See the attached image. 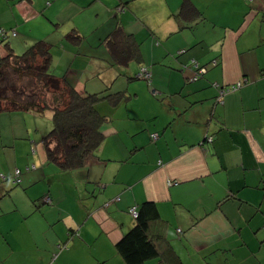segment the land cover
<instances>
[{"label":"crops","instance_id":"1","mask_svg":"<svg viewBox=\"0 0 264 264\" xmlns=\"http://www.w3.org/2000/svg\"><path fill=\"white\" fill-rule=\"evenodd\" d=\"M192 1L204 20L180 29L183 0H46L48 8L43 0H0V27L17 32L6 41L13 50L47 40L53 73L62 65L80 93L131 96L116 108L100 104L104 141L86 166L53 168L33 149L35 169L28 161L7 167L10 177L21 171L18 183L11 180L21 186L9 193L0 184V264H30L23 258L30 247L33 264H126L116 244L135 223L130 210L144 202L168 222L166 236L184 264H264V0ZM64 12L74 21L62 31ZM118 21L142 55L126 71L101 44ZM73 29L86 37L82 44L67 40ZM6 53L0 47V58ZM192 61L209 66L198 81ZM142 67L150 82L136 77ZM239 82L218 100L221 87ZM45 197L52 204L41 210ZM26 201L31 210L17 213ZM31 215L42 235L15 229Z\"/></svg>","mask_w":264,"mask_h":264},{"label":"trees","instance_id":"2","mask_svg":"<svg viewBox=\"0 0 264 264\" xmlns=\"http://www.w3.org/2000/svg\"><path fill=\"white\" fill-rule=\"evenodd\" d=\"M176 18L183 23L180 29H185L204 20V15L192 0H183ZM7 31L17 36L15 30ZM67 39L80 45L86 37L73 29ZM101 44L115 66L128 67L133 61L142 62L140 44L119 21ZM5 47L7 53L0 58V113L22 111L45 115L50 112L53 128L42 140L47 161L65 171L86 166L104 141L103 126L108 116L100 112V104L108 103L116 108L131 96L125 91L110 93L109 89L80 93L64 75L53 73L52 44L47 40L35 41L22 54H16L8 43ZM217 64L215 60L210 65ZM200 67L207 71L209 68L208 65ZM167 226L155 203H142L133 227L116 244L125 263L144 264L158 258L160 264H184L166 236ZM75 232L69 233L70 238Z\"/></svg>","mask_w":264,"mask_h":264},{"label":"rangeland","instance_id":"3","mask_svg":"<svg viewBox=\"0 0 264 264\" xmlns=\"http://www.w3.org/2000/svg\"><path fill=\"white\" fill-rule=\"evenodd\" d=\"M43 1H44V8H48V6L46 5V2H45L46 0H43ZM69 10L71 12V9H69ZM95 11H100V15H101L102 19L107 18L106 12L101 7H99ZM75 12L76 11L73 8L72 13L74 14ZM60 17L63 21H66V25L61 27L62 31L69 28L70 22L74 21L73 19L68 20L69 19V13H67V12L62 13V15H60ZM102 29L104 30V27ZM42 30H41V32H42ZM101 32H102V30H101ZM65 38H66V36H65ZM70 42H72V41H70ZM31 44L32 43H28L26 45V48L29 47ZM5 45H6V42L4 41L0 45V47H2L3 49H6ZM25 49L22 48L18 52H16L15 50L14 51L16 52V54H22L25 51ZM123 69L126 71L129 69V67L128 68L123 67ZM63 71L64 70H63L62 65L54 67V73H56V75H58V76H60ZM206 74H207V71H206V73L202 74L199 77V79L203 78ZM68 75L70 77H72L71 79L76 80V78L74 77V70L73 69L70 70ZM11 76L13 77L14 74H12ZM140 81L141 80L138 79V80H135L134 82H140ZM142 82L144 83L145 81H142ZM6 86H7V83H6ZM49 98L51 99V96H49ZM102 106H105V103H103ZM100 112L102 114L104 113L103 107H102V110ZM16 113H18V114H16ZM0 114H1L0 115V173H4L7 177L10 178V176L8 175L9 173L5 172L7 167L14 166V168H15L16 166H18L22 163H28V162L30 165L34 164V163L35 164L37 163V166L40 165L39 162L37 161L39 159L38 156H35V154H33V149H35L36 152L39 151L40 155H42L44 153V146H43L42 140L53 128L51 113L47 112V113H45V115H41L38 120L36 119V117H31L30 115H26L22 111H19V112H17V111L16 112H2ZM26 121H27V124H25ZM27 125H29V127L31 126L29 136H27L28 135ZM28 131H29V129H28ZM33 137H35V140L33 139ZM46 164L48 166H52L53 168H55L54 163L52 164V163L46 162ZM0 184L8 185L9 188H7V191L9 193H10V191H12V189L14 187L11 185L12 184L11 180H8L5 182H1V180H0ZM20 184L16 185L14 188L21 186ZM8 192L5 194V196L9 195ZM5 198H8V197H5ZM22 199H24V198H22ZM20 205L22 206V209H26L24 211L17 212L21 215H23L24 212L27 213L31 210L29 201H26L24 203H20ZM37 206H40L41 210L49 207L47 205H39V204H37ZM35 208H36V206H35ZM4 209H6V208H4ZM11 209H13V212L15 211L13 206ZM0 211H1V209H0ZM37 212H38V210H37ZM33 216H38V215L35 213ZM33 218L34 217H32V215L28 216V218L26 220L27 224L17 223L15 225V229L22 232V233H27V236L30 234L31 235H34V234L42 235L41 224L33 222ZM22 220H25V218H22ZM47 230H48V228H47ZM36 254H37L36 250L33 247H30L28 249L27 253L23 256V258L27 259L26 261H28V263L33 264L34 262H36L33 259V258H35ZM150 262H154V264H160L158 258H153V259L147 261L146 263L148 264Z\"/></svg>","mask_w":264,"mask_h":264},{"label":"built area","instance_id":"4","mask_svg":"<svg viewBox=\"0 0 264 264\" xmlns=\"http://www.w3.org/2000/svg\"><path fill=\"white\" fill-rule=\"evenodd\" d=\"M15 34H16V32L13 31V35H15ZM7 36H8V32L5 29L0 28V38H6ZM192 62L195 63V65H193L195 67V70H194V75H193L191 81H197L202 74L206 73L207 70L205 68H203V67H200V65L196 61H192ZM136 77L139 78V79H143V80H145L147 82H150L151 79H152V73L150 72V70L147 67H142V68H140L138 74H136ZM242 85H243V82H239V83H237L235 85H232V86L221 87V89H220V95L218 97V100L221 101L222 100V97L225 94H227L229 92H232V91L238 90ZM152 92L154 94V91H152ZM151 137H152V140L153 141H156L159 138V134L158 133H153L151 135ZM211 141H212V136H207L205 138V142H209L210 143ZM205 142L203 141L201 143V145H204ZM27 169L28 170L29 169L30 170L31 169H35V166H32V167L27 168ZM20 174H21V171L19 169H16L14 176L13 177H10V178L7 177L4 174H0V180H1V182H5L7 180H12L13 183L16 184L19 181ZM116 200H119V198H117ZM42 202L45 205L52 204V200H51L50 197H45L42 200ZM130 213L135 217L137 215L138 211L135 208H132L130 210ZM60 247H61V249H67L66 245H61Z\"/></svg>","mask_w":264,"mask_h":264},{"label":"clouds","instance_id":"5","mask_svg":"<svg viewBox=\"0 0 264 264\" xmlns=\"http://www.w3.org/2000/svg\"><path fill=\"white\" fill-rule=\"evenodd\" d=\"M1 28V27H0ZM4 29V28H3ZM7 31V30H6ZM8 32V31H7ZM10 33L8 32V36L6 38H0V42L4 41L5 39H7L9 37Z\"/></svg>","mask_w":264,"mask_h":264}]
</instances>
